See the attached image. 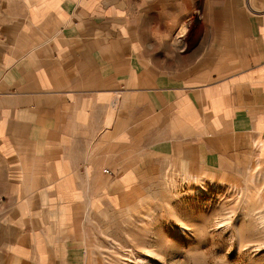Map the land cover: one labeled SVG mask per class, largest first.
<instances>
[{
  "label": "crops",
  "instance_id": "obj_1",
  "mask_svg": "<svg viewBox=\"0 0 264 264\" xmlns=\"http://www.w3.org/2000/svg\"><path fill=\"white\" fill-rule=\"evenodd\" d=\"M255 1L0 0V264H90L88 214L160 165L264 170Z\"/></svg>",
  "mask_w": 264,
  "mask_h": 264
},
{
  "label": "rangeland",
  "instance_id": "obj_2",
  "mask_svg": "<svg viewBox=\"0 0 264 264\" xmlns=\"http://www.w3.org/2000/svg\"><path fill=\"white\" fill-rule=\"evenodd\" d=\"M250 1L244 5L252 10L256 7L251 9ZM257 2L264 11V0ZM201 8H193L180 27L187 32L188 46L206 26ZM123 204L88 214L87 242L96 254L90 264H137L140 245H150L158 253L142 255L146 262L141 264H264V170L260 168L184 176L170 164L160 165Z\"/></svg>",
  "mask_w": 264,
  "mask_h": 264
},
{
  "label": "bare ground",
  "instance_id": "obj_3",
  "mask_svg": "<svg viewBox=\"0 0 264 264\" xmlns=\"http://www.w3.org/2000/svg\"><path fill=\"white\" fill-rule=\"evenodd\" d=\"M169 207H171V206L169 205ZM170 212L172 213V215L176 218V220L180 223V225L182 227H185L186 226V223L180 218V216L178 215V212L176 211V209H174L173 207H171L170 208ZM140 246H141L140 247L141 254L143 256L146 257V256H156V255H158V253L155 252V250L153 249L154 247H152L150 245L149 246L148 245H140ZM142 255L137 256V257L135 256L136 257V263L137 264H141L144 261L145 257H142ZM144 262H146V261H144Z\"/></svg>",
  "mask_w": 264,
  "mask_h": 264
},
{
  "label": "built area",
  "instance_id": "obj_4",
  "mask_svg": "<svg viewBox=\"0 0 264 264\" xmlns=\"http://www.w3.org/2000/svg\"><path fill=\"white\" fill-rule=\"evenodd\" d=\"M245 2H248V0H247V1L245 0ZM245 4H246V3H245ZM251 9H252V8H251ZM105 171L108 172V170H105Z\"/></svg>",
  "mask_w": 264,
  "mask_h": 264
}]
</instances>
